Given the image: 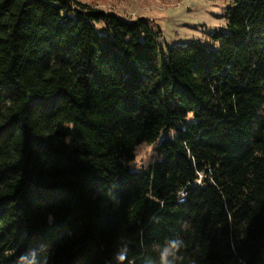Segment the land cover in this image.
Masks as SVG:
<instances>
[{
    "label": "trees",
    "instance_id": "obj_1",
    "mask_svg": "<svg viewBox=\"0 0 264 264\" xmlns=\"http://www.w3.org/2000/svg\"><path fill=\"white\" fill-rule=\"evenodd\" d=\"M225 19L163 49L144 18L0 0V264H160L173 238L176 264H264V0Z\"/></svg>",
    "mask_w": 264,
    "mask_h": 264
},
{
    "label": "rangeland",
    "instance_id": "obj_2",
    "mask_svg": "<svg viewBox=\"0 0 264 264\" xmlns=\"http://www.w3.org/2000/svg\"><path fill=\"white\" fill-rule=\"evenodd\" d=\"M133 21L144 18L156 41L166 46H184L191 41L208 42V34L225 26L226 10L234 0H78ZM157 160L155 144L135 149L132 170L146 168Z\"/></svg>",
    "mask_w": 264,
    "mask_h": 264
},
{
    "label": "clouds",
    "instance_id": "obj_3",
    "mask_svg": "<svg viewBox=\"0 0 264 264\" xmlns=\"http://www.w3.org/2000/svg\"><path fill=\"white\" fill-rule=\"evenodd\" d=\"M184 247V241L178 238L168 239L164 246L159 250L160 264H176L179 259H182L178 254L181 248ZM125 257L119 256V260L123 261Z\"/></svg>",
    "mask_w": 264,
    "mask_h": 264
}]
</instances>
